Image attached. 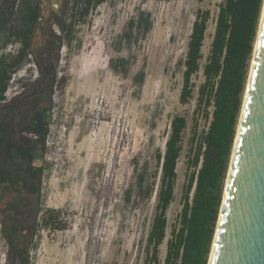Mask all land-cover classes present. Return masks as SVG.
<instances>
[{"label":"rangeland","instance_id":"1","mask_svg":"<svg viewBox=\"0 0 264 264\" xmlns=\"http://www.w3.org/2000/svg\"><path fill=\"white\" fill-rule=\"evenodd\" d=\"M222 1L106 0L76 25L72 45L62 43L57 76H66L67 82L56 84L51 94L41 198L45 206L62 211L66 227L41 231L31 264H144L159 184L156 151L164 150L172 116L181 114L187 127L160 245L163 262L166 240L178 226L192 115L204 80L200 69L193 77V97L180 103L182 61L196 11L202 8L211 14L200 61L205 63ZM141 12L149 16L150 29L143 34L134 26L127 39V22L137 21ZM52 30L61 34L57 26ZM117 58L128 61L125 75L110 65ZM140 70L144 80L138 86L133 76ZM21 73L24 69L12 74L7 97L18 90ZM206 127L207 120L199 116L198 131ZM145 165L146 183L154 182L150 197L136 190ZM5 252L0 236V264H6Z\"/></svg>","mask_w":264,"mask_h":264},{"label":"trees","instance_id":"2","mask_svg":"<svg viewBox=\"0 0 264 264\" xmlns=\"http://www.w3.org/2000/svg\"><path fill=\"white\" fill-rule=\"evenodd\" d=\"M0 0V31L5 27L1 48L16 43V53L0 54V236L6 245V264H31V254L38 247L42 230L59 231L66 227L60 209L45 206L41 198L47 162L46 137L51 120V94L56 84H66V76H57V63L62 43L72 45L76 25L86 21L90 11L106 0H63L55 24L61 34L52 33L49 90L43 96L13 110L1 106L12 76L29 51V42L39 22L40 0ZM202 1V0H199ZM264 0H223L214 21L209 52L201 64L202 46L210 20V10L198 8L189 33L182 61V85L179 101L186 104L193 97V77L202 69L204 80L198 86L189 138L187 176L183 184L182 207L178 226H173L166 240V253L160 260V245L166 237L167 210L173 199L177 164L187 127L184 115L174 114L164 150L156 151L159 184L153 219L146 237L144 264H208L219 216L225 180L241 112L243 95L258 32ZM145 34L151 27L143 12L138 20H129L124 36L130 39L132 29ZM127 59L110 61L114 71L127 73ZM144 70L133 76L141 86ZM207 127L198 131V118ZM145 165L138 172L136 190L150 197L154 182Z\"/></svg>","mask_w":264,"mask_h":264},{"label":"water","instance_id":"3","mask_svg":"<svg viewBox=\"0 0 264 264\" xmlns=\"http://www.w3.org/2000/svg\"><path fill=\"white\" fill-rule=\"evenodd\" d=\"M208 264H264V1Z\"/></svg>","mask_w":264,"mask_h":264},{"label":"flooded vegetation","instance_id":"4","mask_svg":"<svg viewBox=\"0 0 264 264\" xmlns=\"http://www.w3.org/2000/svg\"><path fill=\"white\" fill-rule=\"evenodd\" d=\"M40 3L41 18L31 36L28 54L21 62V64L13 69L11 73L16 74L20 70L24 69V73H21V76L16 80L18 90L9 97H7V94L5 92V99L1 102V106L3 105L13 110H18L19 106L24 107L27 102H31L35 98L37 99V96L40 97L45 95L49 90V74L46 73L43 76L41 74V70L43 68V65L47 66V68H50V66L52 65V60L49 55V46L52 44V29L54 26H57L55 24V20L57 14H59L60 10L62 9L63 0H61L60 4L57 0H40ZM11 17L12 13L10 14L7 22L4 24L2 30L0 31V44L2 38L5 36V27L9 23ZM17 48H1L0 54H14L16 53Z\"/></svg>","mask_w":264,"mask_h":264}]
</instances>
